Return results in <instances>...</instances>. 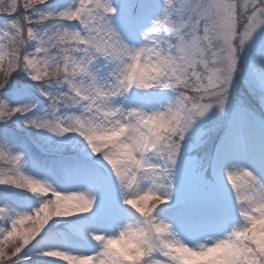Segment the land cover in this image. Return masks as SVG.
Wrapping results in <instances>:
<instances>
[{
  "label": "snow or ice",
  "instance_id": "1",
  "mask_svg": "<svg viewBox=\"0 0 264 264\" xmlns=\"http://www.w3.org/2000/svg\"><path fill=\"white\" fill-rule=\"evenodd\" d=\"M0 264H264V0H0Z\"/></svg>",
  "mask_w": 264,
  "mask_h": 264
}]
</instances>
